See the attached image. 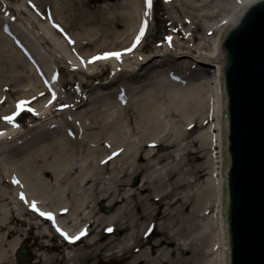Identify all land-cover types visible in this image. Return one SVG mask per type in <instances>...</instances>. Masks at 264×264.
I'll return each instance as SVG.
<instances>
[{
  "label": "rangeland",
  "instance_id": "374dc122",
  "mask_svg": "<svg viewBox=\"0 0 264 264\" xmlns=\"http://www.w3.org/2000/svg\"><path fill=\"white\" fill-rule=\"evenodd\" d=\"M51 2L52 0H0V29L13 42L9 45L0 37V137L5 138V141L0 143V162L5 158L9 160L6 165L11 161L15 162L11 167L18 168L21 161L14 160L15 154L25 141H27L25 145L37 141L43 142L42 146L47 149L44 158L48 160L47 163L55 164L58 160L67 162L70 161L68 158H71L75 160L76 166H81L82 162H85L83 159L85 150L93 148L95 151L96 142L91 141L94 135L99 137V145L103 148L94 161L115 163L113 167L107 168L114 171H105L104 174V181L111 184L113 178L119 177L114 167L120 164L123 158L116 157L118 149L117 154L113 155V142L109 141L105 133L116 130L117 135L121 136L118 143L121 153L127 143L134 142L137 154L141 150L136 143L140 141L138 139L140 131L128 117L132 115V110L125 108L122 116L111 117L113 119L98 112L94 116L96 123L92 121L93 117H87L86 128H75L78 116L83 118L86 116L83 108L78 112L76 108L84 104L87 106L91 104L96 108L100 104L99 99L111 96L122 100L120 93L128 92L134 84L138 85L146 80L156 83L160 73L172 78V75L166 73L169 69L176 68L179 74L185 70L194 73L195 67L199 64L184 53L198 54L195 47H200L203 51L209 49L210 39H219L222 27L229 23L230 16H236L249 0H152L151 7L146 0H64V2L60 0L57 10L53 8ZM128 16L132 17L126 19ZM112 20L117 23L116 26L111 24ZM141 26L145 28L144 35L133 47ZM42 32L51 40L43 37ZM169 35L173 36L170 41L167 39ZM30 41L35 44V48L30 45ZM164 47H169L170 53L164 54L166 53ZM110 52L121 54L117 61L119 67L141 56L152 57L148 65L152 67L153 75L149 72L143 76L135 75L134 79L122 76L115 78L112 74L114 71L108 64L111 63V59L117 58L111 56L98 59L99 64L96 66L88 65L92 63L94 56H103L104 53ZM172 52H175L174 55ZM72 63L81 65L88 77L73 72ZM8 64L14 68L16 74L24 76L21 81L17 80V76L12 77L13 72H6ZM103 64L107 66L105 72L102 69ZM138 70L140 69L137 68L136 71ZM192 76L198 75L191 74L189 77ZM143 77L147 78L138 82V79ZM111 78L113 80H110ZM80 82L86 90L81 89ZM164 83H167V79ZM119 85L127 86L122 91L117 87ZM110 86L112 94L96 96L97 89ZM115 90L117 95H114ZM42 91L45 93L38 95ZM81 91L83 96L80 97L78 95ZM36 95L38 97L34 101L24 102L35 98ZM203 95L204 101L199 103L200 112L194 111L189 104L187 114L185 117L182 116L181 122L177 123L168 118L162 122L161 131L153 139L151 146L141 150V159H148L151 168L147 169V166L141 172L135 171L129 182L133 185L134 191L142 184L146 174L151 178L147 179L146 191L140 196L147 198L143 203L136 204L137 222L133 230L137 237L135 251L132 253H135L137 260L143 264H216L215 249L211 244L215 231L212 215L213 196L208 183L211 176L209 166L212 165V140L209 136L211 120L206 93ZM21 102L23 104L18 108ZM76 105L78 106L74 108ZM6 116H12V122L6 121L4 119ZM89 123L94 124L92 125L94 128H88ZM58 126L63 136H59ZM82 136L85 138L80 141L78 137ZM59 139L61 142L55 144L54 141ZM145 142L141 141L139 144ZM38 148L40 147L36 149ZM152 152H155L154 157H150ZM102 154L103 159L100 158ZM115 160L117 161L114 162ZM38 163L36 159L31 158L24 167H36ZM21 169L23 173L28 171ZM25 175L29 177L30 173ZM49 176L44 177H47L48 182H52ZM22 178L23 174L20 173L12 176L13 180L19 182ZM120 181L122 183L126 179H118V182ZM126 184L127 181L125 188ZM11 191L9 185L0 183L1 207L4 205L11 208L18 199L21 200ZM121 196L119 193L116 199L121 200ZM52 200L50 198L44 205L40 203L41 207L47 208ZM98 202L96 207L99 213L92 215L90 221L93 224L90 231L88 234L85 233L86 239L84 237L85 240L76 247H82L95 233L104 228V238L97 240L96 243L100 250L94 252L96 255L94 258L93 253H84L77 255L71 262L62 260L63 262L57 264H126L124 257L130 253L127 252L125 240L127 230L114 233L116 241L105 232L108 228L112 229L117 221L119 228L124 227L126 219L121 214L126 207L125 200L114 203L115 207L110 211L111 207L104 210ZM101 214H106L104 221L98 220L97 223L95 219ZM110 214L115 216L119 214V219H107ZM25 216L34 217L31 220L42 222L46 227L49 225L32 214ZM26 227L29 225L22 229ZM92 227L95 231L91 232ZM34 232V229L29 231L32 236L35 235ZM66 232L68 231L65 230ZM35 241L57 247L51 251L54 256L60 257L61 251L66 252L62 246L61 236H55L54 233L51 239ZM32 242L33 238L30 237L22 243L31 254L27 262L21 263L15 256V251L7 249L8 252L6 250L0 252V264H34L37 247L31 245ZM113 242L119 243L116 246L121 250L115 251L114 245L110 247V243ZM98 256L104 260H98Z\"/></svg>",
  "mask_w": 264,
  "mask_h": 264
},
{
  "label": "bare ground",
  "instance_id": "6f19581e",
  "mask_svg": "<svg viewBox=\"0 0 264 264\" xmlns=\"http://www.w3.org/2000/svg\"><path fill=\"white\" fill-rule=\"evenodd\" d=\"M59 1L60 0H57L56 2L52 0L51 2V5L56 10L57 4L60 5ZM250 1L252 0H249V2ZM62 2H64V0H62ZM130 17L132 16H128L126 19H129ZM111 24L113 26L117 25L114 20L111 21ZM4 33L5 32L0 29V37L4 38L7 44L12 45L13 42L10 40L7 34ZM44 34L42 32L41 35L44 37L46 36ZM169 37L173 38V36L171 35H169ZM47 39L49 41L51 40L49 37H47ZM216 40L218 39H210V48L206 51L201 50L200 47H195L197 48L198 55L197 53H184L189 55L193 62L196 61L200 65H197L195 67L196 69L194 73L191 70H185L181 71V74H179L178 69H169V71L166 73H168V75H172V78L166 77L162 73H160L158 75L159 78H156V83H153L154 81L152 80L144 81L145 83L142 82L140 86H148L144 87L142 90L139 89L135 91V88H132L129 89V92L125 91V93H123V95L127 93V99L125 98V100H117L115 97L111 96L107 99H99L100 104H98L96 108H93L91 104H89L88 106L84 104V106L79 107H77L79 104L76 105L74 107H77L76 112L80 111L82 108L84 112L88 110L89 111L86 113V116L84 118L78 116V122H75L76 126L74 127L86 128V120L92 117V121L96 123L94 116H96L98 112L111 118L114 116H122L124 114L125 108H127V110L131 109L132 115L128 117L130 121H133L137 125V127H139L140 135L138 139L140 141L136 143H138L139 148L143 150L144 148H148V146H151L153 139H155L161 131L160 128L162 122L164 123L167 118L177 123L181 122L183 120L182 116L185 117V115L187 114L186 112L188 110V107L190 105H192L194 111L200 112L201 105L199 103L204 101L203 99L205 98V96L203 94L206 93V98L208 101V114L211 120L209 136L214 141L212 143L214 150L212 153L214 154V159L212 158V165L209 166L211 169V176L208 180V183L211 188V194L213 196L212 215L214 217L213 221L215 225V231L212 234L211 244L215 249L214 260L216 264H220V255H225V242L217 116V101H222V97H220V89L214 67V62L217 54L215 43ZM30 45L35 48V44L32 41H30ZM191 50L193 51L194 49H190V51ZM164 51L166 52L164 54L170 53L169 47H164ZM174 53L172 52L171 54L174 55ZM173 55H171V57ZM204 56L209 58V60H211L212 62L202 61ZM151 59L152 57L146 58L145 56H141L137 60H134L132 62L129 61L125 64H122V67H119V65L117 64L118 59H111L110 62L112 64L109 63L108 67L112 68L111 70L114 71L112 74L115 75V78H119L120 76H122L126 79H134L135 75L138 74L139 76H143L144 74L150 72V75H153V69L152 67H149L150 65H148ZM97 61L98 59L92 60V63H89L88 65L91 67L96 66L99 64ZM136 66H138L137 68L140 69L138 70V72L136 71ZM72 67L73 72L83 75L86 78L88 77L85 70L82 69L81 65L72 63ZM102 69H104L105 72L107 70V66L103 64ZM141 70L142 72H139ZM157 71H159V69H157ZM6 72H13L14 75L12 77L17 76L18 81H21L24 78V76L16 74L14 68L9 64L6 67ZM191 74L198 76L189 77L191 76ZM146 78L147 77H143L141 79L139 78L138 82L145 80ZM166 79L167 83H164L166 82ZM171 79H174V81H171ZM110 80L113 79L111 78ZM79 85L82 87L81 89L86 90L85 86L81 85V82L79 83ZM126 86L127 85H119L117 87L121 88L123 91ZM133 86L136 87L137 85L134 84ZM111 88L112 86L98 89V92L95 94L97 97H99L101 96V94L109 92V89ZM37 91L38 90L36 89L35 92ZM44 93L45 92L42 91L38 95ZM82 94L83 92L81 91V94H79L78 96L81 97L83 96ZM38 95H36L35 98H31L26 101L24 100V102H32L38 97ZM125 101L126 103H124ZM92 121L89 122L91 123ZM90 123L88 124V128H94V124H92V126L90 125ZM57 128L59 136H63L60 127L58 126ZM105 135L110 139L109 141L113 142L112 150H114L116 154V149L119 150V153L118 155H116V157L121 156L120 159L123 158L121 163L114 167L115 172L117 171L116 174L119 173V177L113 178L111 184H108L104 181V174L105 171H114V169L107 170V168L109 166L113 167L115 163H109L106 161H103L102 163L100 162L101 160L94 161L95 157L99 155L98 152L103 151V148L99 145V137L94 135L91 141L96 142L95 151L93 148H89L87 149V151L85 150L83 155V159L85 162H82L81 166H76L75 160L71 158H68L70 159V161L67 162H60L58 160L55 164L47 163L48 160H44L45 156L47 155V149L42 146L43 142L38 143L37 141L30 145H25L27 141L24 142V145L23 142L20 143V146H23L14 156V160L17 159L22 163H20L18 168L11 167V165H13L15 162L10 161V163L6 165L9 160L5 158L1 159L0 183H3L5 186L9 185V188L12 189L11 192H13L16 198L20 197L21 193H23L25 199L22 201L18 199V202L14 203V206H11V208H6L4 205H2V207L0 206V252L2 250H6V252H8L7 249H10V251L13 252L15 251L17 245L22 244L28 238L32 237L33 242L31 245H36L37 247L35 253L36 258L33 261L34 264H48L50 262H52L51 264H57V262H60L62 260L66 262H71L77 255H82L84 253H93L94 258L96 256L94 252L96 250H100V248L96 246V243L97 240L104 238V228L95 233L91 237V240L86 241L82 247L76 246L86 239L85 235L80 236L78 240L69 243L68 240L64 239V237L61 236L59 232H57L56 228L59 227L64 232L65 230L68 231L66 233L69 236L78 235L81 231L88 234L93 224L90 221L92 215L99 213L96 207V203L98 201L99 205L104 210L111 207L109 208L110 211L111 209H114L115 204H117V202L122 201L124 199L126 207L124 208V210H122L121 214L122 217L126 219L124 227L121 226L119 228V222L117 221L114 223L111 232H105H108V236L112 240L116 241L117 237L114 236V233L118 234L121 231L127 230L125 240L127 243V252L129 251L130 253L124 257L126 258V264H143L142 262H139L137 260L136 254L132 253L135 251L134 246L137 237L136 233L133 230L135 229L137 222V219L135 218V210H138L136 204L137 202L143 203L144 199L147 198L140 196L142 192L146 191L145 184L147 183V179L151 180V178L146 174L147 177H143L144 179L142 181V184L137 187L134 191L133 185H130L129 182L131 181V178L133 177L135 171L141 172L147 166V169L151 167L149 162H147L148 159H141V150L136 154L134 142L127 143L126 147H124L123 152L121 153L120 148L118 146V143L121 140V136L117 135L116 130L110 131V133H105ZM83 138L85 137H78L80 141H82ZM4 139L1 138L0 143L5 141ZM141 141L146 142L143 144H139V142ZM60 142V139L54 141L55 144H59ZM90 146L91 145H89V147ZM37 147L40 148L36 149ZM12 149H14V147ZM32 151L35 152L31 155L30 152ZM154 156L155 152L150 153V157ZM31 158H34L36 159V161L39 162L36 167H24L28 165L29 160H31ZM100 158L103 159L104 154H102ZM116 161L117 160H115L114 162ZM143 163L145 164V166H143ZM21 168L27 169L28 171H26L25 173H30V176H26ZM16 173L23 174L22 181L19 183L14 182L16 180L12 179V176H15ZM48 175H50L49 178L52 182H48L47 177H44ZM122 178L126 179L127 188H125L124 186L126 181H122V183L121 181L118 182V179ZM122 188H124L123 192ZM119 193L120 195H122L121 200L116 199ZM50 198L53 200L49 205H47V208L41 207L42 204H46ZM33 202H35L39 211H33L31 207V204ZM24 207L26 209H24ZM40 212H51L53 214V219L50 220L49 225L47 227L45 225H42L40 222H35L31 220L34 219V217L32 216H25L26 214H32L42 220H45L46 218L40 215ZM105 215L106 214H101L100 216L96 217L95 221L97 223L98 220L99 222L104 221ZM106 218L109 220H113L114 218L119 219V214H116V216L115 214H110ZM27 224L29 225V227L22 229ZM15 226H18V228ZM19 226L22 227L19 228ZM33 229L35 231V235L32 236L30 235L29 231ZM92 231H95L93 227L91 229V232ZM43 233H45L46 235H52L54 233L55 236H61L62 246L65 247L66 252L61 251L60 257L54 256L51 251L55 248L57 249V247L49 245L48 243L43 244L41 242V244H39L38 242H36L35 240H40V236H42ZM116 244L119 243H110V247L114 245L115 251L121 250L119 246H116ZM48 253L50 254L47 255ZM98 260L104 259H101V256H98Z\"/></svg>",
  "mask_w": 264,
  "mask_h": 264
},
{
  "label": "water",
  "instance_id": "95a60500",
  "mask_svg": "<svg viewBox=\"0 0 264 264\" xmlns=\"http://www.w3.org/2000/svg\"><path fill=\"white\" fill-rule=\"evenodd\" d=\"M215 43L222 97L217 101L225 242L220 264H264V0L247 2L231 15ZM16 256L20 262L29 259L23 246Z\"/></svg>",
  "mask_w": 264,
  "mask_h": 264
},
{
  "label": "snow or ice",
  "instance_id": "6c2138e0",
  "mask_svg": "<svg viewBox=\"0 0 264 264\" xmlns=\"http://www.w3.org/2000/svg\"><path fill=\"white\" fill-rule=\"evenodd\" d=\"M146 3L149 5V7H151L152 0H146ZM144 31H145L144 26H141V28L139 30V34L135 37V43L133 44V47H135V44L136 43H139L141 36L144 35ZM167 39L170 41L171 40V37H168ZM128 50L130 51L131 49H128ZM120 55L121 54L119 52H110V53H104L103 56H94L92 59L93 60L106 59V58H108L110 56L111 57H116L117 59H119ZM53 99H55V96L54 95H53ZM49 103H51V101H49ZM22 104H23V102H21V105H18L17 107L18 108L21 107ZM29 110L30 111H33L32 109H29ZM4 119L6 121H8V122H12L13 117L12 116H6V117H4ZM113 155H116V153L114 152ZM109 159H111V157H109ZM14 182L19 183V181H14ZM20 198H21V200H24L25 199L23 193H21ZM31 207H32L33 211H39V209L37 208L35 202H33L31 204ZM40 215L45 216L49 220H52L53 219V214L51 212H40ZM56 230H57V232L60 233L61 236L64 237V239L68 240L69 243H71V242H73L75 240H78L80 238V236L85 235V233L83 231H81L78 235L69 236L67 233H65L63 230H61L59 227H57ZM107 231L111 232L112 229L111 228H108ZM148 231H151V229H148Z\"/></svg>",
  "mask_w": 264,
  "mask_h": 264
}]
</instances>
